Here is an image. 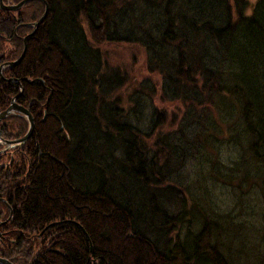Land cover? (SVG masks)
Instances as JSON below:
<instances>
[{
    "label": "trees",
    "instance_id": "trees-1",
    "mask_svg": "<svg viewBox=\"0 0 264 264\" xmlns=\"http://www.w3.org/2000/svg\"><path fill=\"white\" fill-rule=\"evenodd\" d=\"M231 1L234 13L228 0H31L0 9V66L17 59L26 37L22 61L2 69L0 110L21 90L15 101L34 123L24 144L0 149V222L12 209L0 223L8 242L0 256L19 253L13 264H264V0L248 14L245 0ZM43 2L47 15L34 27ZM93 41L138 45L147 75L126 91L128 74ZM156 97L178 105L168 126ZM6 118L3 139L25 134L23 117ZM190 122L202 129L188 138ZM217 140L235 153L225 176L199 168L183 185L186 157L201 148L214 165ZM205 178L237 199L256 189V227L214 213Z\"/></svg>",
    "mask_w": 264,
    "mask_h": 264
},
{
    "label": "rangeland",
    "instance_id": "rangeland-1",
    "mask_svg": "<svg viewBox=\"0 0 264 264\" xmlns=\"http://www.w3.org/2000/svg\"><path fill=\"white\" fill-rule=\"evenodd\" d=\"M231 4L232 13H234L233 3L231 0H228ZM248 4L247 10L245 9V13L248 14L249 6L253 3L254 0H245ZM235 16V14H234ZM93 44L100 48V52H102V58L106 63L111 65H117L119 68H123L125 72L128 74V81L126 86V91H129L130 88L134 87L135 83L145 75L147 72L145 70V51L142 50L136 44H126V43H106L102 41H93ZM125 96V92L122 93ZM123 98V97H122ZM125 98V97H124ZM147 107H149V99L147 97H143ZM152 103L158 104L161 108L166 111V115H168V121L165 126H168V123L171 119L172 115H177L178 105L173 102H161L159 98H153ZM202 119V118H201ZM146 118L138 123L137 127L141 129L146 128L147 120ZM185 123V122H183ZM186 125V124H185ZM202 127L200 125H196L194 122H190L186 126H184V134L188 138L191 137V133L193 130L201 131ZM218 141V140H217ZM219 147L217 145L216 156L217 160L215 164H212L210 161V154L207 151H202L199 148L201 153L194 152L190 157H186L185 166L181 172L178 173L181 180H183V185L187 184L188 186H192L193 183L197 180L196 175L194 174L196 169L201 168L202 170L208 169H216L218 171V175L223 178L227 172L226 167L231 165V162L235 159V153L230 151L227 148H224L222 145L223 142L218 141ZM1 149V148H0ZM198 153V154H196ZM200 154V155H199ZM207 174V173H206ZM205 189L208 191L210 203H212V211L214 213L219 214H228V221L230 220V216L234 221H241L244 226L254 225L256 227L257 223V214L259 213V195L257 190L254 188L246 187L244 194L239 193V198L237 199V193L232 194V191L227 188V185H222L218 182H213L212 180H208L205 178ZM220 181V180H219ZM241 187H244L241 185ZM237 191V190H236ZM190 193V192H189ZM190 198L193 199L194 196L189 194ZM241 200L240 205L243 206L240 209L239 206H236L234 201ZM197 201V200H196ZM199 202V201H198ZM199 205V204H198ZM242 228V225L240 226ZM233 253V251H232Z\"/></svg>",
    "mask_w": 264,
    "mask_h": 264
},
{
    "label": "water",
    "instance_id": "water-1",
    "mask_svg": "<svg viewBox=\"0 0 264 264\" xmlns=\"http://www.w3.org/2000/svg\"><path fill=\"white\" fill-rule=\"evenodd\" d=\"M28 2H31V0H21L20 2H18L16 4L4 5L3 2L0 0V9L8 11V12H15V11L20 10L21 6L28 3ZM43 3H44L43 14L36 21L35 26H38L41 23V21L43 20V18H45V16L47 15V12H48L47 11V5L45 2H43ZM30 35L31 34H29L27 36H30ZM22 45H23V48H22L21 53L19 54V57L15 60H12V62L2 63V65L0 66V69L2 67L13 68V66H15L16 64H18L21 61V59L23 58L24 50H25V37L22 38ZM9 81H12V80H9ZM13 81L17 82L16 79ZM20 92H21V90H20ZM20 92L17 95H15V97L13 99H11L12 101L10 102V104L2 112H0V121L4 120L5 117H7L8 115L15 113V112L22 114L25 121H27V127L25 130V134L19 138L13 139V140H5V141L0 140V142L5 145L4 149L2 151H4L5 149H8V148H11V147H15L16 145L24 144V142H26L27 139L32 134L34 123L32 121V118H31L28 110L19 106L15 101V99L20 95ZM0 264H11V263H8L6 260L0 258Z\"/></svg>",
    "mask_w": 264,
    "mask_h": 264
},
{
    "label": "bare ground",
    "instance_id": "bare-ground-1",
    "mask_svg": "<svg viewBox=\"0 0 264 264\" xmlns=\"http://www.w3.org/2000/svg\"><path fill=\"white\" fill-rule=\"evenodd\" d=\"M43 19H44V18H43ZM42 21H43V20H42ZM42 21H41V22H42ZM21 25H22V24H21ZM33 25H34V27H36V26H35V23H34ZM22 26H23V28H24V30H25V27H24L25 24L22 25ZM22 26H21V27H22ZM23 28H22V29H23ZM17 29H18V28H17ZM23 32H24V31H22V33H23ZM27 32H28V31H27ZM28 33H29V32H28ZM30 34L32 35L33 33H30ZM31 35H30V36H31ZM24 36H27V34L24 35ZM25 38H26V37H25ZM25 51H26V45H25L24 53H25ZM24 53H23V55H24ZM18 57H19V56H18ZM18 57H17V58H18ZM23 57H24V56H23ZM22 59H23V58H22ZM22 59H21V61H22ZM21 61H20V62H21ZM11 62H12V61H11ZM20 62H19V63H20ZM19 63H18V64H19ZM16 65H17V64H16ZM1 69H2V68H1ZM0 75H1V70H0ZM11 101H12V100H11ZM11 101H10V102H11ZM19 106H20V105H19ZM21 107H22V106H21ZM0 112H2V111H0ZM15 113H16V114H20V113H18V112H15ZM12 114H13V113H12ZM10 115H11V114H10ZM20 115L22 116V114H20ZM8 116H9V115H8ZM22 117H23V116H22ZM5 118H6V117H5ZM5 118H4V119H5ZM23 118H24V117H23ZM6 119H7V118H6ZM24 120H25V119H24ZM0 122H3V120L0 121ZM0 125H1V124H0ZM1 126H3V125H1ZM0 128H1V127H0ZM4 128H5V127H4ZM5 129H6V128H5ZM7 129H8V127H7ZM0 130H2V129H0ZM2 131H3V130H2ZM11 131H12V130H11ZM3 132H4V131H3ZM6 133H7V132H6ZM11 133H13V132H11ZM3 134H4V133H3ZM9 134H10V133H8L7 135H9ZM0 135H1V134H0ZM4 136H5V134H4L3 136H0V138H1L0 140H1V141H5V140H6L5 138H4L5 140L2 138V137H4ZM10 137H11V136H10ZM12 140H13V139H12ZM0 146H5V145L2 144V143L0 142ZM41 157H42V156H41ZM64 166H65V165H64ZM64 170H65V169H64ZM64 170H63V171H64ZM62 173H63V172H62ZM65 173H66V172H65ZM62 175H63V174H62ZM62 175H61V176H62ZM65 175H66V174H65ZM63 176H64V175H63ZM4 194H5V193H4ZM4 194H3V195H4ZM15 206H16V205H15ZM17 209H18V208H17ZM67 213H68V212H67ZM67 220H68V219H67ZM69 220H70V219H69ZM71 220H72V219H71ZM64 221H65V220H64ZM53 224H54V223H53ZM61 224H62V223H61ZM15 236H16V235H15ZM12 238H13V237H12ZM57 240H58V238H57ZM2 241H3V243H5L6 240L3 239ZM2 241H1V242H2ZM15 241H16V239H15ZM23 241H24V238H23ZM6 242H7V241H6ZM7 243H8V242H7ZM22 243H23V242H22ZM25 243H27V241H26ZM10 244H11V243H10ZM13 244H14V243H13ZM23 244H24V243H23ZM27 244H28V243H27ZM27 244H26V245H27ZM60 244H61V243H60ZM14 245H15V244H14ZM24 245H25V244H24ZM8 246H9V244H8ZM30 246H31V245H30ZM62 246H63V245H62ZM4 247H5V244H4ZM12 247H13V246H12ZM27 247H29V246H28V245H27L26 247L24 246V247H23V250L26 249ZM8 248H10V246H9ZM63 248H64V247H63ZM12 249L14 250V247H13ZM12 249H11V250L9 249L8 251H9V252H11V251L13 252ZM16 249H18V248H16ZM5 250H6V248H5ZM19 250H22V249H18L17 251H19ZM28 250H29V249L27 248L26 251H28ZM61 250H63V249L61 248L60 251H61ZM64 250H65V249H64ZM8 251L6 252L7 254H8ZM4 252H5V251H4ZM23 252H24V251H22V253H21V252H20V253L23 254ZM1 253H2V249H1ZM6 253H5V254H6ZM15 253H16V251H15ZM15 253H14V254H15ZM25 253L27 254V252H25ZM25 253L23 254V257H25V256H24V255H26ZM29 253H30V252H29ZM61 253H62V252H61ZM63 253H65V252L63 251ZM10 254H11V253H10ZM10 254H8V255H10ZM14 254H13V255H14ZM52 254H53V253H52ZM15 255L19 256L20 254L18 253V254H15ZM31 255H32V254H31ZM40 255H41V257L44 256V255L42 256V254H40ZM48 255H49V253H48ZM50 255H51V254H50ZM63 255H64V254H62V256H63ZM3 256H4V255H3ZM17 256H15V257H17ZM21 256H22V255H21ZM33 256H34V255H33ZM45 256H46V255H45ZM54 256H56V255H54ZM5 257L7 258V257H9V256L6 255ZM5 257L3 258L2 256H0L1 259H4V260H6L8 263L13 264V263L11 262V260L14 259L15 257L12 258L13 256H10V257H11V258H10L11 260L9 259V261H8L7 259H5ZM36 257H37V256H36ZM39 257H40V256L38 255V259H39ZM47 257H48V256H47ZM30 258H31V257H30ZM48 258H49V257H48ZM48 258H47V260H48ZM51 258H52V257H51ZM53 258H54V257H53ZM53 258H52V259H53ZM55 258H56V257H55ZM35 259H36V258H35ZM38 259H37V260H38ZM41 259H42V258H41ZM43 259H46V258L44 257ZM56 259H57V258H56ZM58 259H59V258H58ZM58 259H57V260H58ZM19 260H20V259H19ZM24 260H25V261H24ZM31 260H32V259H30L29 261L31 262ZM37 260H35V261L37 262ZM21 261H24V262H22V263H26L27 260H26V258H23L22 260H20V262H21ZM38 261H39V260H38ZM40 261H41V260H40ZM40 261H39V262H40ZM59 261H61V260H59ZM59 261H57V262H59ZM20 262H18V264H21ZM30 262H28V263L31 264ZM42 262H43V261H42ZM45 262H46V261H45ZM47 262H49V264H51L50 261H47ZM51 262H52V260H51ZM26 264H27V263H26ZM32 264H33V263H32ZM36 264H37V263H36ZM40 264H42V263L40 262ZM44 264H45V263H44ZM47 264H48V263H47ZM56 264H57V263H56ZM62 264H63V263H62Z\"/></svg>",
    "mask_w": 264,
    "mask_h": 264
},
{
    "label": "flooded vegetation",
    "instance_id": "flooded-vegetation-1",
    "mask_svg": "<svg viewBox=\"0 0 264 264\" xmlns=\"http://www.w3.org/2000/svg\"><path fill=\"white\" fill-rule=\"evenodd\" d=\"M9 62H11V61H9ZM2 69H3V67H2ZM2 69H0L1 70V73H2ZM0 79H4L1 75H0ZM15 97V95L13 96V97H10V100H9V102L11 101V99H13ZM10 104V103H9ZM8 104V105H9ZM18 104V103H17ZM7 105V106H8ZM19 105V104H18ZM21 106V105H20ZM6 107H4L2 110H0V111H3L4 109H5ZM17 115H19V116H21L20 114H17ZM22 117V116H21ZM1 123V122H0ZM1 134V133H0ZM1 136V135H0ZM7 140V139H6ZM4 146H0V148H3ZM4 149V148H3ZM2 149V150H3ZM11 213H12V209H10V207L8 206V213H7V216L0 222L2 225H4L6 222H8L9 221V218H10V216H11ZM4 235H7V233H3L2 231H0V241H2L3 239H5V236ZM3 242V241H2Z\"/></svg>",
    "mask_w": 264,
    "mask_h": 264
}]
</instances>
